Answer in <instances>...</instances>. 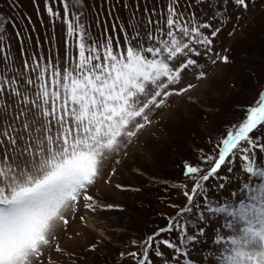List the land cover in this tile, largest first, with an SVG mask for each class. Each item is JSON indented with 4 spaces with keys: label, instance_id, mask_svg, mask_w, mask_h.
Wrapping results in <instances>:
<instances>
[{
    "label": "snow or ice",
    "instance_id": "snow-or-ice-1",
    "mask_svg": "<svg viewBox=\"0 0 264 264\" xmlns=\"http://www.w3.org/2000/svg\"><path fill=\"white\" fill-rule=\"evenodd\" d=\"M205 2L196 0L197 4ZM235 3L246 7L245 0ZM44 5L53 21L65 25L62 61L33 54L21 66H14L10 45L0 29V264H31L43 255L56 222L68 223L65 210L78 202L81 193L84 200L92 201L87 188L99 175L106 154L136 134L130 126L144 127L135 123L137 118L148 120L145 110L153 104L159 107L163 101L157 97L162 94H172L164 89L178 83L181 73L196 64L191 57L200 55L197 46L210 50L211 37L219 31L211 30L212 24L201 22L195 12L181 11L179 0H168L158 19L152 18L155 10L149 13L145 8L146 20L134 12L131 35L122 26L118 30L124 34L123 43L107 29L103 39L96 40L83 22V0H44ZM214 11L211 20L223 9ZM204 29L211 30L210 35ZM116 31L113 25L112 32ZM70 48L75 49L72 56ZM181 56L188 58L172 66ZM221 59L227 61V57ZM174 91L179 94L187 88ZM261 126L264 90L247 108L245 119L228 126L213 151L201 157L209 167L185 165L184 175L191 185H184L187 204L177 217H170L166 228L144 241L132 240L131 246L138 250L120 256L131 258L132 264H152L149 252L155 243V256L164 257L162 244L174 250L171 260L179 264L186 255L180 245L207 238L203 227L188 231L184 214L195 212L193 223L211 216L222 218L214 229L215 248L209 252L215 264H264V161L258 162L256 156V149L264 154V137L250 135ZM237 157L246 179H239L228 197H209L206 182L224 180L219 171L227 166L232 173ZM237 179L230 177L229 183ZM218 188L224 189L225 184ZM200 196L202 201H197ZM173 230L180 244L156 239Z\"/></svg>",
    "mask_w": 264,
    "mask_h": 264
},
{
    "label": "rangeland",
    "instance_id": "rangeland-1",
    "mask_svg": "<svg viewBox=\"0 0 264 264\" xmlns=\"http://www.w3.org/2000/svg\"><path fill=\"white\" fill-rule=\"evenodd\" d=\"M245 3L246 7L237 5L235 0H206L203 4H197L196 0H179L181 11L195 12L201 22L207 21L212 24L211 30L219 29L217 35L211 37L210 50H208L209 46H197L200 55L191 57L196 60V64L189 66L181 73L178 83L164 89L172 94L167 97L163 94L157 97V101L162 100L163 103L159 107L155 104L150 105L145 110L148 120L145 121L140 117L135 121V123L143 124L144 127L137 129L134 125L130 126L136 134L125 138L117 150L106 154L99 175L87 188V194L93 198L92 201L84 200L81 193L78 202L73 203L64 212L68 219L67 225L56 222L49 237V245L43 246V255L38 259L33 258L31 264H73L79 253L83 254L79 256L82 260L81 264H105L110 261L111 253L115 255L118 252L120 256V253L127 249V246L120 244L122 238L135 235L143 238L141 241H144L142 232L146 230V226L150 227L149 222L153 216L146 211L144 218L137 217L133 220L129 210L126 212L115 210L109 205L111 203L117 207V204L124 202L128 207L133 206V200L139 194L137 196L123 187H127V184L138 186L142 182L134 173L138 172L146 179L157 180L156 174L159 172L164 175L169 174L184 158L191 160L189 162L191 166L207 168V165L202 164V156L195 152L190 141L201 142V146L206 150L203 156L211 153L214 148V139L224 125L229 123L228 126H231L240 121L242 112L239 113L236 107L239 108L242 103L250 102L258 91L264 90V61L261 60L260 66L257 67L252 60L253 54L251 53L252 55L250 54L247 58L244 51H250L249 46L263 38L257 45L262 50L255 55L264 53V0H245ZM83 4V22L96 40L103 39L102 34L107 29L114 38L119 36L123 43L124 34L118 30L122 26L131 35L130 25L136 23V20L131 19L134 12L138 19L146 20L145 8L149 13L155 10L157 15L152 18L158 19L159 14L166 9L168 0H83ZM125 4L128 5L127 8ZM189 4L192 7L189 8ZM56 6L53 5L54 8ZM217 8L223 11L216 19H209L216 15L214 10ZM60 14L62 17V6ZM258 16L259 19L256 20L255 17ZM113 25L117 27L116 32H112ZM0 29L6 36V43L10 45L14 66H21L23 60L30 59L33 54L58 57L61 61L64 58L65 25L60 20L53 21L48 16L44 0H0ZM211 30L203 31L210 35ZM141 31H144L143 27ZM17 32L20 33L19 37ZM69 40L71 41L72 38ZM231 44L236 59L233 63L232 60L227 62L221 59L228 57ZM22 49L26 52V56L22 55ZM74 53L75 49L70 48L69 56ZM187 58L178 57L172 66L178 67ZM244 69L249 75L242 81L239 78ZM200 73L204 75L200 77ZM232 81L237 83L233 84ZM188 85L191 87L189 88ZM182 88H187V91L175 93L174 90ZM152 91L154 92V89ZM141 99L144 98L141 97ZM201 107L207 111V114L209 110L213 111L210 118L198 113V108ZM184 132H189V135L196 140H191V137L182 138L185 136ZM176 140L187 141L185 148L180 147L179 150L168 152L163 149L165 143L176 142ZM0 156H2V150H0ZM161 158L163 160H160ZM141 167L146 171L144 172ZM218 175L225 179L210 178L206 189L207 195L215 199L228 197L230 190L237 188L238 180L244 178L241 175L239 157L236 159L232 173L227 171V166H223ZM233 176H237V181L229 183V178ZM220 183L225 184L224 189L218 188ZM123 184L124 186L121 187L120 185ZM172 184L175 191L172 192L171 200L175 203L185 201L182 206L184 208L187 204V198L183 195L184 185L176 181H172ZM202 198V196L198 197L199 201H202ZM156 206L161 213L166 214L170 210L161 203ZM179 211L177 210L172 218H175ZM191 219L195 221L196 216L193 215ZM221 219V217L211 216L193 223L196 228L205 229L207 238L203 242H193L185 252L186 255L181 257L179 264H184L185 260L188 264H215L209 252L215 248L212 244L214 229L220 226ZM125 230L127 231L125 235L119 233ZM174 232V234L171 232L163 235L162 239L178 241L179 235L177 236L176 230ZM101 238L108 243L112 242L113 246H115L114 242L119 240L117 243L119 248L107 246L108 243L96 244L95 242ZM159 248L165 254L163 258L171 260L173 256L171 249L162 244ZM98 253L100 256L97 258ZM150 255L152 264H160V259L155 256L154 250ZM122 264H132L131 258H124Z\"/></svg>",
    "mask_w": 264,
    "mask_h": 264
},
{
    "label": "trees",
    "instance_id": "trees-1",
    "mask_svg": "<svg viewBox=\"0 0 264 264\" xmlns=\"http://www.w3.org/2000/svg\"><path fill=\"white\" fill-rule=\"evenodd\" d=\"M256 20L259 19L258 17H255ZM263 38H260L258 41H255L252 45L249 46V50H244L245 53L247 54L246 57L249 58V55L252 53L253 54V59L254 60V65H256L257 67L260 66V61L263 60L264 61V53L260 52L258 53V55L255 53L259 52L260 49L259 47H257L258 43L260 44V42L262 41ZM251 54V55H252ZM255 55V56H254ZM228 60H232L231 62L233 63L235 59L234 57V48H232V44L230 46V53L227 57V62ZM243 72L241 73V76L239 78V80L244 81V79H246L249 75L248 71L246 69L242 70ZM253 73L255 74V71L253 70ZM233 84H236L237 82L232 81ZM261 92V91H260ZM256 94V96L254 98H252L250 100V102L247 103H242L239 108L236 107L237 111L239 113L242 112V117L240 119L239 122L243 121V119H245L246 117V112H247V108L250 106H253L255 104V102L259 99V93ZM235 105V104H234ZM233 106V105H232ZM241 111V112H240ZM206 110H203L202 107L198 108V113H201L202 116L203 114L206 115V117L208 116L210 118V115L212 114L213 111L209 110L208 114L206 113ZM216 113V112H215ZM218 113V110H217ZM238 122V123H239ZM229 125V123L225 124L224 127L222 128V130L220 132H218V135L216 137V139H214L213 145H215V142H217L221 136L226 132L225 129H227V126ZM226 127V128H225ZM225 128V129H224ZM225 130V132L223 133V131ZM223 133V134H222ZM185 136H183L182 138H186L188 137V139L191 137V140L195 141L196 139L192 136H190L189 132H184L183 133ZM253 137L256 136H261L264 137V126H261L259 131H254L253 133L250 134ZM181 138V139H182ZM212 140V139H211ZM211 142V141H210ZM185 143H187V141L185 142H180L176 140V142H170V143H165L163 145V149H165V151H174V150H179L180 147L185 148ZM190 144L193 146L195 152L201 157L203 156L204 152H206L205 147L201 146V142H192L190 141ZM180 157H183L182 155H179ZM256 156H257V160L258 162L260 161H264V154L261 153V151L259 149H256ZM165 157V156H164ZM164 157H162L164 159ZM160 160H163V159ZM191 161V160H190ZM188 159H183L181 160L179 163H177V167L175 168V170L171 171L169 174L166 173V175L164 174H156L155 178L157 180H150V179H146L145 177H143L140 173H134L136 175L137 178H139L140 180H142V182H140L138 184V186H134V185H130L127 184L125 187L124 184L120 185L123 188L129 189L130 192H134L137 196L139 194V196L137 198H135V200H133V206L130 205V207L126 206V203L122 202L120 204H117V207L114 204H109L111 206V208L115 209V210H122L124 212H126V210H129L131 215L133 216V220H136V218L138 217H145V212L149 211L150 212V227L147 228L146 226V230L142 232V234L144 235V239H146L148 236H151L153 233L157 232L158 229L160 228H166L169 222V218L176 213V211L182 208L183 203H175L174 200H171V196L173 195L172 192L175 191V187L172 184V181H176V183L178 184H183L186 185L188 184L189 186L191 185V182L185 177L184 175V170H185V165H189L190 162ZM210 165H207V167H209ZM223 167V166H222ZM142 168V167H141ZM222 169V168H221ZM143 170V168H142ZM144 171V170H143ZM146 171V170H145ZM144 171V172H145ZM176 171V172H175ZM241 179H246V177L241 178ZM167 181V182H166ZM210 182V180L208 182H206V189L208 188V183ZM238 186V185H237ZM184 192V191H183ZM197 201H199L198 197L196 198ZM109 203V202H108ZM163 204L165 205L169 210L168 213H161L159 212L160 210H158L156 207V205L158 204ZM114 206V207H113ZM148 212V213H149ZM160 215V216H159ZM196 216L195 212L193 213H185L184 214V220L187 221L190 225V227L188 228V231L191 233L193 232L196 227L193 224L192 221V217ZM177 217V216H176ZM175 217V218H176ZM125 224V223H124ZM126 226H128V224H125ZM126 228V227H125ZM127 229V228H126ZM148 231V232H147ZM127 231H121L119 232L121 235H125ZM144 232H146L144 234ZM172 234H174V230L171 231ZM171 232L165 231L163 233L160 234V236L156 237L157 240L162 239L163 235H167ZM177 232V231H176ZM119 234V235H120ZM128 235V234H126ZM177 236H178V232H177ZM122 236H120L121 238ZM175 239L176 237L173 236ZM143 238H138L135 235H130V237L128 236L127 238H122V241L120 242L121 245H125L127 246L126 251L125 252H129V251H133V250H138V249H133V247L131 246V241L132 240H136V241H141ZM167 239V238H166ZM168 240H171L168 238ZM173 241V239L171 240ZM98 242L107 244L108 242H106V240H103L102 238L99 239L98 241H96L95 243L97 244ZM119 240L115 241V246L117 247V249L119 248L118 243ZM177 244H180V238H178V241H175ZM193 242H188L186 245H180L182 248H184L185 252L187 251V249L189 247H191V244ZM113 246L112 242L108 243L107 246ZM113 246V247H115ZM155 243L153 244V250H155ZM95 250V249H94ZM172 253L174 254V250L171 249ZM151 252H149V257L151 259ZM101 253V252H100ZM100 253H98V256H100ZM115 253V252H113ZM83 254L79 253L77 256V259H74L76 262L73 261V264H81L80 261L82 262L81 258H79V256H82ZM102 256V255H101ZM110 261H107L105 264H122V260H124V258H122L121 256L118 255V252L115 253V255H113L112 253L110 254ZM160 259V264H164L165 258L163 257H159ZM169 264H173L172 260H168ZM104 264V263H103Z\"/></svg>",
    "mask_w": 264,
    "mask_h": 264
}]
</instances>
